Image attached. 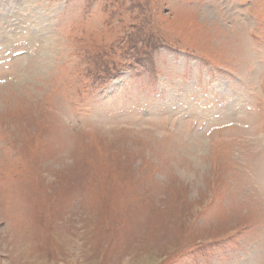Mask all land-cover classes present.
<instances>
[{"label": "rangeland", "instance_id": "374dc122", "mask_svg": "<svg viewBox=\"0 0 264 264\" xmlns=\"http://www.w3.org/2000/svg\"><path fill=\"white\" fill-rule=\"evenodd\" d=\"M0 264H264V0H0Z\"/></svg>", "mask_w": 264, "mask_h": 264}, {"label": "trees", "instance_id": "16d2710c", "mask_svg": "<svg viewBox=\"0 0 264 264\" xmlns=\"http://www.w3.org/2000/svg\"><path fill=\"white\" fill-rule=\"evenodd\" d=\"M157 47H155V49H156Z\"/></svg>", "mask_w": 264, "mask_h": 264}]
</instances>
